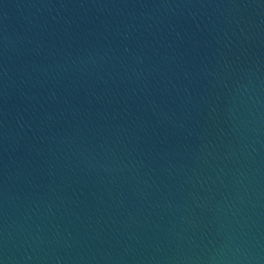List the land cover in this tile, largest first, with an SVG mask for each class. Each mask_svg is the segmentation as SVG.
<instances>
[{
    "label": "water",
    "instance_id": "obj_1",
    "mask_svg": "<svg viewBox=\"0 0 264 264\" xmlns=\"http://www.w3.org/2000/svg\"><path fill=\"white\" fill-rule=\"evenodd\" d=\"M0 264H264V0H0Z\"/></svg>",
    "mask_w": 264,
    "mask_h": 264
}]
</instances>
